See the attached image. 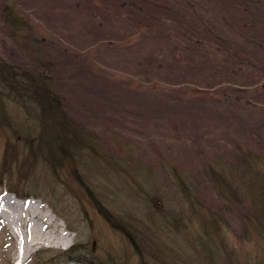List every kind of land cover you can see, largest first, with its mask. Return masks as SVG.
<instances>
[{
    "label": "rangeland",
    "instance_id": "obj_1",
    "mask_svg": "<svg viewBox=\"0 0 264 264\" xmlns=\"http://www.w3.org/2000/svg\"><path fill=\"white\" fill-rule=\"evenodd\" d=\"M0 59L77 140L37 155L42 108L0 81V195L53 217L18 255L0 211V264H210L203 238L264 264V0H0Z\"/></svg>",
    "mask_w": 264,
    "mask_h": 264
},
{
    "label": "trees",
    "instance_id": "obj_2",
    "mask_svg": "<svg viewBox=\"0 0 264 264\" xmlns=\"http://www.w3.org/2000/svg\"><path fill=\"white\" fill-rule=\"evenodd\" d=\"M11 24L14 23L11 22ZM27 72H29L31 75L28 79L26 78V75L28 76L29 74H22V72L15 66L10 65L5 60L0 59V81L6 83L8 86L15 84L18 88L17 90L20 91H17L16 94L19 98H21V100L25 101L28 97L29 102L38 103L39 107L42 108V115L45 116L42 128L44 137H41V141L39 142V145H37L40 148L37 149V155L42 154L44 156H48L50 154L52 156V159L54 158L55 160H57V145L62 142L68 144H76L77 140L72 137V130H68V119L66 117L63 118V115L65 116V112L60 105V102L58 100L59 98L56 97L53 93L50 81L47 79H43V77L34 75V73H31V71ZM0 108L3 110L1 106ZM58 130H61V132H64L69 137L62 141V139H60V132ZM73 130H75V132L79 131L78 128ZM36 153L34 151L32 152L33 155H36ZM259 183L263 184L262 186H264V178H260ZM252 210L253 212L255 211V213H251V215L249 214V217L246 221L250 222V217H254L256 220L257 228L261 229L262 233L264 234V207L260 208L256 206ZM251 222H253V220ZM247 225H249V223ZM247 231L249 232V227L247 228ZM203 242L204 244H207V253H209L208 256H210V264H239L231 257L229 259H225L222 252L220 251L219 246H221V243H219V245L215 240H210L207 238H203ZM216 255H220V257H222L223 259V262L222 260L217 259ZM250 264L255 263L251 262Z\"/></svg>",
    "mask_w": 264,
    "mask_h": 264
},
{
    "label": "bare ground",
    "instance_id": "obj_3",
    "mask_svg": "<svg viewBox=\"0 0 264 264\" xmlns=\"http://www.w3.org/2000/svg\"><path fill=\"white\" fill-rule=\"evenodd\" d=\"M38 200L36 197L20 198L9 190H5L0 195V211L8 222L17 227V235L23 241V248L22 250L19 248L18 255L30 253L36 246L46 245V242L52 239L50 237L52 235H46L44 230H46V226L49 227L53 223V217L46 219L47 214L42 213L39 209L40 202ZM53 228L56 230L55 226ZM16 264L26 263L19 261Z\"/></svg>",
    "mask_w": 264,
    "mask_h": 264
}]
</instances>
